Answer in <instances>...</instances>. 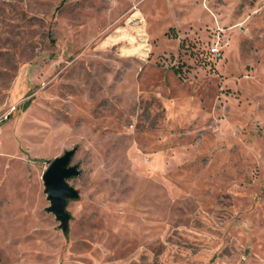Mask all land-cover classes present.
Wrapping results in <instances>:
<instances>
[{"label": "rangeland", "instance_id": "374dc122", "mask_svg": "<svg viewBox=\"0 0 264 264\" xmlns=\"http://www.w3.org/2000/svg\"><path fill=\"white\" fill-rule=\"evenodd\" d=\"M0 264H264V0H0Z\"/></svg>", "mask_w": 264, "mask_h": 264}, {"label": "water", "instance_id": "95a60500", "mask_svg": "<svg viewBox=\"0 0 264 264\" xmlns=\"http://www.w3.org/2000/svg\"><path fill=\"white\" fill-rule=\"evenodd\" d=\"M76 146L66 149L61 155L51 159L42 173V180L50 205L47 207L60 221L62 230L68 228L70 213L66 209L68 199L79 196L78 190L69 183V178L79 174L77 164L71 160Z\"/></svg>", "mask_w": 264, "mask_h": 264}, {"label": "built area", "instance_id": "2783aa9c", "mask_svg": "<svg viewBox=\"0 0 264 264\" xmlns=\"http://www.w3.org/2000/svg\"><path fill=\"white\" fill-rule=\"evenodd\" d=\"M210 51H211V53H213L216 56L220 55V49L217 46V44L212 45L211 48H210Z\"/></svg>", "mask_w": 264, "mask_h": 264}, {"label": "trees", "instance_id": "16d2710c", "mask_svg": "<svg viewBox=\"0 0 264 264\" xmlns=\"http://www.w3.org/2000/svg\"><path fill=\"white\" fill-rule=\"evenodd\" d=\"M209 53H210V52H209ZM206 56H207V55H206ZM206 56H205V57H206ZM175 72H176V73H181V68H176V69H175Z\"/></svg>", "mask_w": 264, "mask_h": 264}]
</instances>
